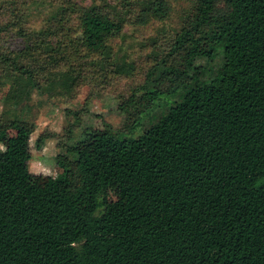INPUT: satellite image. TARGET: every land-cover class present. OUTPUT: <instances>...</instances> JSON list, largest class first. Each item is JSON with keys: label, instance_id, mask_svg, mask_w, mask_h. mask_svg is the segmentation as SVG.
<instances>
[{"label": "trees", "instance_id": "1", "mask_svg": "<svg viewBox=\"0 0 264 264\" xmlns=\"http://www.w3.org/2000/svg\"><path fill=\"white\" fill-rule=\"evenodd\" d=\"M15 1L0 0V34H25L4 17H19ZM111 1L69 4L76 27L54 36L100 52L125 12L145 25L171 11L167 0ZM227 1L222 20L214 0L194 1L143 81L115 97L120 127L101 120L74 138L70 122L60 185L21 169L34 123L16 107L37 81L0 49V80L13 76L0 123L14 131L0 147V264H264V0Z\"/></svg>", "mask_w": 264, "mask_h": 264}, {"label": "rangeland", "instance_id": "2", "mask_svg": "<svg viewBox=\"0 0 264 264\" xmlns=\"http://www.w3.org/2000/svg\"><path fill=\"white\" fill-rule=\"evenodd\" d=\"M92 1L100 3L101 0H16L19 17L10 16L9 9L4 16L5 19L10 17L6 21L16 18V23L23 26L25 34L10 28L0 34V49L11 51L32 68L37 81L36 87H30L29 100H21L20 103H23L16 107L19 112L27 110L29 119L34 123L30 136L31 157L20 166L30 172L36 184L43 187L49 183H62V171L55 162V156L71 143V140L66 143L70 122L78 124L74 125V138L86 126L101 125V120L113 128L123 124L125 114L117 111L115 97H125L143 81L147 68L165 53L170 39L195 0H167L171 5L170 14L165 19L145 25L135 24L125 12L121 33L109 39L102 51L89 53L80 44L77 34L72 33L68 41L54 36V29H60L62 33L75 28L76 12L68 11L63 15L64 9L70 8L71 3L81 5ZM214 3L222 11L215 18L226 19L231 7L229 2L214 0ZM58 44L62 45V49ZM12 77L9 74L1 76L0 122L11 117L8 111L13 106L8 98L13 93ZM83 105L95 115L80 112L78 116H73L66 112L67 109L80 111ZM158 110L155 107L152 112L157 113ZM143 120H147V116ZM143 123L146 125V121ZM13 133L12 129H3L0 123V147ZM39 135L43 136L41 149L35 147ZM107 195L116 199V189L109 188Z\"/></svg>", "mask_w": 264, "mask_h": 264}]
</instances>
